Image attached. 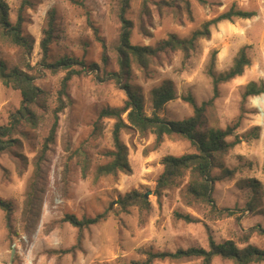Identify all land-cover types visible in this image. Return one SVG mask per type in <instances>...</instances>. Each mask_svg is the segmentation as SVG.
<instances>
[{
    "label": "rangeland",
    "instance_id": "1",
    "mask_svg": "<svg viewBox=\"0 0 264 264\" xmlns=\"http://www.w3.org/2000/svg\"><path fill=\"white\" fill-rule=\"evenodd\" d=\"M28 1L32 6L23 0H4L12 25L20 13L22 35L32 39L33 50L28 55L0 39V62L8 70L16 68L32 76L40 95L31 107L35 124L21 120L12 135L15 143L0 154V200L11 210L8 215L0 209V264H131L144 261L145 251L208 250L209 239L217 244L233 241L239 249L247 245L263 249L264 112L261 115L252 101L259 99V108H264V93L246 99L243 95L250 83L264 89V0H129L123 17L130 23L133 46L154 48L171 35L186 39L202 31L204 24H212L209 35L195 42L187 59L181 51H167L150 59L145 68L130 59L122 78L116 51L123 25L120 0ZM51 10L55 13L53 40L44 64L39 44ZM229 11L250 16L212 22ZM241 49L250 65L241 77L220 84L214 98L210 73L228 71ZM63 58L75 64L55 70L46 66ZM70 70L79 74L67 84L68 99L62 97L66 107L58 115L54 143L39 164L40 204L33 220L25 222L23 212L36 163L54 121L61 82ZM165 81L172 82L176 91V99L158 113L166 121L193 115L192 107L182 100L186 95L198 106L212 101L203 117L202 127L207 129H225L241 117L234 134L240 143L215 155L211 171L218 179L211 188L215 209L204 202L187 203V176L178 178L159 199L154 196L162 159L196 153L179 135H166L157 143L149 131L123 129L120 140L127 148L130 172L96 176V170L111 160L106 153L114 149L116 121L100 117L101 112L122 108L131 92L151 116V91ZM20 107V92L0 82V125H7ZM254 127L260 129L258 138H245ZM232 141L234 137L226 139ZM249 181L256 183L254 187ZM132 191L150 193L149 212L140 213L136 207L125 212L119 209L117 199ZM104 212V220L83 230L81 236L64 222L66 216L81 220ZM177 215H188L193 222ZM153 264H201V260H156ZM211 264L236 263L216 257Z\"/></svg>",
    "mask_w": 264,
    "mask_h": 264
},
{
    "label": "trees",
    "instance_id": "2",
    "mask_svg": "<svg viewBox=\"0 0 264 264\" xmlns=\"http://www.w3.org/2000/svg\"><path fill=\"white\" fill-rule=\"evenodd\" d=\"M176 0H172L175 2ZM184 1V0H181ZM129 0H120L119 16L123 22L119 43L116 46L118 62L120 65V78L124 76L129 69L130 59H133L142 68L148 65L150 59L158 57L167 51H181L184 58L187 59L189 51L194 48L195 42L201 37L209 35L208 26L212 24L208 22L203 25V30L195 31L189 38L179 39L176 36H169L166 40L160 41L156 47H138L129 43L130 23L124 19L123 15L128 7ZM187 1H185L186 3ZM23 4L32 6L28 0H23ZM22 4V7H23ZM164 3L159 4V6ZM21 11V10H20ZM250 15L241 11H229L222 14L212 22H220L223 20L231 21L232 18H248ZM55 13L53 10L48 12L47 28L43 31V37L40 41V50L42 52V62L46 63L48 58L49 46L53 40ZM22 18L19 13L15 25L9 21L8 7L4 0H0V39L9 42L23 49L26 54H31L33 50V41L30 37L22 35L21 32ZM75 64L70 59H61L53 65H46L48 68L55 70L57 67L69 69ZM250 65V61L245 54L244 49H241L235 58L232 67L225 73L215 75L212 72L210 76L213 81L214 98L217 96L218 86L243 75L244 69ZM94 66L89 69L93 70ZM78 75V71L70 70L61 82V88L58 93V107L53 112V124L46 137L41 155L36 163V176L30 186L28 198L25 203L23 217L25 222H31L34 218V213L40 204L41 194V178L39 164L43 160L45 153L50 145L54 143L55 134L58 128V115L65 109L66 104L62 97H67V84L73 75ZM34 79L28 73L18 69L8 70L6 65L0 62V82L5 87H10L13 90L19 91L21 95V107L11 116L7 125H0V154L8 151L15 140L12 139L13 132L21 120H24L29 125H34L36 115L31 110V107L36 104L40 95L39 88L33 83ZM264 93L262 87H258L255 83H250L245 87L243 99L251 96H257ZM176 99V91L172 82L165 81L157 88L151 91L152 114L147 116L144 113L141 99L134 93H128V101L122 108L106 109L100 114V117L114 119L115 125L113 129V145L114 149L106 153L111 159L109 163L100 166L96 170V176L115 175L119 172L129 173L130 167L127 162V148L120 140V133L123 129L133 128L140 133L146 131L151 132L156 137V142L160 143L166 135H179L186 138L196 153L186 154L180 157L166 156L162 159L161 164L163 171L157 179L154 196L159 199L162 192L170 187H173L178 178L187 176L188 182L185 190V198L188 204L196 202H204L210 205L213 209L214 202L211 197L212 184L218 179L211 174L214 166L215 155L221 154L233 148L240 143V140L235 136V131L239 128L241 117L236 119L231 125L225 129H207L204 125L203 117L206 106L212 101L202 103L198 106L191 95L182 97V100L188 103L193 109V115L182 121L173 122L166 121L158 116V113L163 107ZM126 114L125 120L122 116ZM201 127L203 129H201ZM260 129L254 127L245 138L257 139ZM234 137V141L226 142L227 138ZM88 166L83 167L84 176L87 174ZM254 181H249L251 187H254ZM256 184V183H255ZM119 209L125 212L128 208L136 207L140 213H147L151 209V203L145 199L144 194L139 191H132L116 201ZM0 209L7 212L9 215L11 210L7 203L0 200ZM187 223H192L193 219L188 215H177ZM106 217V213L96 215L91 218L76 219L74 216H66L64 222L69 223L76 228L81 236L83 230L98 224ZM80 236L78 239H80ZM68 252V251H67ZM145 260L142 262H132L131 264H153L156 260H189L199 259L201 264H211L213 259L219 257L225 260H231L236 264H250L264 261V248L258 249L252 245L239 249L233 241H225L215 243L209 239L208 250L203 248H188L179 249L175 252H143Z\"/></svg>",
    "mask_w": 264,
    "mask_h": 264
},
{
    "label": "bare ground",
    "instance_id": "3",
    "mask_svg": "<svg viewBox=\"0 0 264 264\" xmlns=\"http://www.w3.org/2000/svg\"><path fill=\"white\" fill-rule=\"evenodd\" d=\"M259 101H260L259 99H253L252 103L254 104L255 107L258 108L259 112L261 113V112H264V108H262V107L259 108V104H260ZM261 115H262V113H261Z\"/></svg>",
    "mask_w": 264,
    "mask_h": 264
},
{
    "label": "water",
    "instance_id": "4",
    "mask_svg": "<svg viewBox=\"0 0 264 264\" xmlns=\"http://www.w3.org/2000/svg\"><path fill=\"white\" fill-rule=\"evenodd\" d=\"M148 194H150V193H146L145 195H144V197H145V199H147L148 198ZM14 250H12V252H11V254H12V256L14 255Z\"/></svg>",
    "mask_w": 264,
    "mask_h": 264
}]
</instances>
